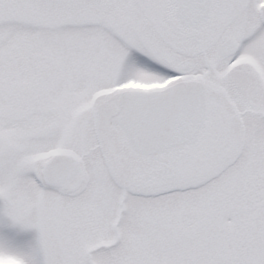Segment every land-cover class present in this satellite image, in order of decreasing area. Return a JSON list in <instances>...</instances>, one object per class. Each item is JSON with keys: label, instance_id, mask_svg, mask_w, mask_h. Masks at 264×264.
<instances>
[{"label": "snow or ice", "instance_id": "1", "mask_svg": "<svg viewBox=\"0 0 264 264\" xmlns=\"http://www.w3.org/2000/svg\"><path fill=\"white\" fill-rule=\"evenodd\" d=\"M0 264H264V0H0Z\"/></svg>", "mask_w": 264, "mask_h": 264}]
</instances>
